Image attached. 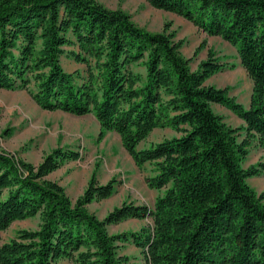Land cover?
Listing matches in <instances>:
<instances>
[{"label":"trees","instance_id":"obj_1","mask_svg":"<svg viewBox=\"0 0 264 264\" xmlns=\"http://www.w3.org/2000/svg\"><path fill=\"white\" fill-rule=\"evenodd\" d=\"M145 1L235 48L252 82L249 107L230 87L206 84L226 68L213 49L192 70L169 23L152 32L98 0H0V90H26L43 110L93 114L99 139L116 133L137 168L153 166L148 187L164 190L153 209L124 202L100 220L87 206L110 198L115 180L100 184L94 172L72 201L47 177L80 160L79 151L58 147L35 165L0 139V231L40 220L0 243V264H136L120 253L126 242L146 264H264V192L248 183L264 173V161L243 166L255 144L264 146V0ZM65 54L84 73L67 71ZM213 104L244 124L229 126ZM164 128L176 136L139 148ZM147 218L152 224L141 231H108Z\"/></svg>","mask_w":264,"mask_h":264},{"label":"rangeland","instance_id":"obj_2","mask_svg":"<svg viewBox=\"0 0 264 264\" xmlns=\"http://www.w3.org/2000/svg\"><path fill=\"white\" fill-rule=\"evenodd\" d=\"M98 1L109 9L124 10L135 23L152 32H161L169 23L170 31L175 33L174 40L183 43L180 51L191 59L192 69L207 58L210 48L213 49L226 68L209 78L206 84L217 88L230 87V96L249 107L252 82L241 66L235 48L222 38L199 31L192 23L174 13L154 9L145 0ZM203 43L204 47L198 50ZM72 50L73 46L65 47L66 53ZM62 64L69 72L85 71L84 65L67 54L62 57ZM134 71L146 74L143 65L134 66ZM212 108L223 116L229 126L236 128L244 124L231 110L218 104H213ZM99 133L100 127L93 114L79 117L62 111L43 110L26 90H0V139L7 151L35 165L58 147L79 151L82 154L80 160L65 163L50 177L64 187L73 201L84 193L94 172L100 184L115 180V192L110 198L87 206L100 220L124 202L147 205L153 209L156 198L164 193V190L150 189L146 183V177L154 174L153 166L146 164L142 169L137 168L116 133L108 132L102 139H99ZM174 136L176 133L170 128L156 129L139 148L150 147ZM259 161H264V146L255 144L243 166L247 168ZM248 183L257 193L264 192V173L249 179ZM39 222V217L14 222L7 230L0 231V243L14 238L19 230L37 229ZM150 224L151 218L128 219L109 225L108 231L110 234L138 232ZM120 246V253L128 255L134 263L146 264L141 250L131 242L121 243Z\"/></svg>","mask_w":264,"mask_h":264},{"label":"crops","instance_id":"obj_3","mask_svg":"<svg viewBox=\"0 0 264 264\" xmlns=\"http://www.w3.org/2000/svg\"><path fill=\"white\" fill-rule=\"evenodd\" d=\"M197 68H198V66H197ZM197 68H196V69H192V70H193V71H195V70H197ZM251 92H252V89H251ZM250 96H251V95H250ZM126 153H127V152H126ZM38 164H39V163H38ZM54 172H55V171H54ZM52 173H53V172H52ZM52 173H51V174H52ZM51 174H50V175H48V177H47V178H48V179H50V180H53V179H51V177H50V176H51ZM53 181H54V180H53ZM56 182H57V181H56ZM58 183H59V182H58ZM59 184H60V183H59ZM72 201H73V200H72Z\"/></svg>","mask_w":264,"mask_h":264}]
</instances>
